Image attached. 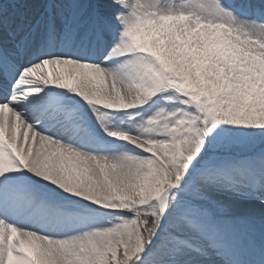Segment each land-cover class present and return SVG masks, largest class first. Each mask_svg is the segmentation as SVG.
<instances>
[{"label":"snow or ice","instance_id":"6c2138e0","mask_svg":"<svg viewBox=\"0 0 264 264\" xmlns=\"http://www.w3.org/2000/svg\"><path fill=\"white\" fill-rule=\"evenodd\" d=\"M0 264H264V0H0Z\"/></svg>","mask_w":264,"mask_h":264}]
</instances>
